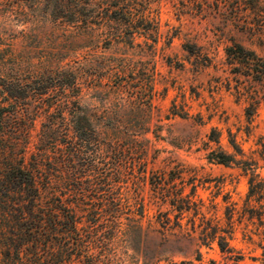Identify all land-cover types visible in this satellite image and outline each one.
Returning <instances> with one entry per match:
<instances>
[{"label": "trees", "instance_id": "trees-1", "mask_svg": "<svg viewBox=\"0 0 264 264\" xmlns=\"http://www.w3.org/2000/svg\"><path fill=\"white\" fill-rule=\"evenodd\" d=\"M129 1L42 0L49 7L46 18L74 25L76 38L95 35L123 43V51L91 68L79 55L69 61L55 56L41 67L30 59L26 67L17 52L0 50V264H236L244 256L233 243L239 228L244 239L256 236L264 246V176L235 139L230 141L235 152L223 148L215 128L207 144L220 145L211 146L207 156L236 163L248 175L241 204L226 197L220 216L211 212L214 202L206 206L197 197L196 173L187 182L182 171L161 172L150 183L156 200L169 208L149 216L140 184L133 192L128 188L130 179L138 183L136 167L147 171L146 133L155 118L161 120L154 102L157 37L145 40L148 64L130 52L143 45L137 36L150 37L158 26L149 0H136L139 6ZM226 52L264 82L263 55L241 42ZM90 89L111 106L91 113L85 103ZM128 103L139 115L123 112ZM259 105L250 103L249 116ZM185 240L197 245V256L170 258V245ZM213 243L233 262H204L201 247Z\"/></svg>", "mask_w": 264, "mask_h": 264}, {"label": "rangeland", "instance_id": "rangeland-1", "mask_svg": "<svg viewBox=\"0 0 264 264\" xmlns=\"http://www.w3.org/2000/svg\"><path fill=\"white\" fill-rule=\"evenodd\" d=\"M129 2L140 5L136 0ZM148 4L158 32L150 37L137 36L143 45L136 48V53H132L134 49L130 52L135 60L148 64L147 43L157 37L154 102L156 117L161 120L155 118L146 133L150 140L147 171L136 167L138 183L130 179L128 188L133 192L140 184L146 212L151 216L158 209L169 208L156 200L150 183L153 174L164 172L169 176L182 171L190 182L196 173L197 197H202L206 206L214 202L216 207L211 212L222 216L226 197L243 202L248 175L236 163L224 164L208 158L210 147L220 145L207 144L212 129L221 132L220 143L229 151L235 152L230 142L235 139L246 157L257 160L256 172L264 176V82L247 74L244 65L232 62L226 52L229 45L241 42L264 56V0H149ZM48 8L42 0H0V50L17 52L25 59L26 67L30 59L41 67L46 59L55 56H67L69 61L79 55L86 56L90 68L105 56L123 51V43H110L105 37L76 38L74 25H59L46 18ZM140 53H144L142 57ZM95 94V90H88L85 103L91 113L100 114L98 109L111 103ZM254 100H259L260 105L249 116L248 106ZM123 109L127 115H139L129 103ZM172 109L184 116L173 114ZM42 121L40 117L37 129L42 127ZM190 189L189 183L185 191ZM254 238L244 239L242 228L237 230L233 243L244 256L236 264H264V246ZM170 247V258H195L198 254L197 245L186 240ZM201 251L204 262L210 258L233 262L216 243L203 245Z\"/></svg>", "mask_w": 264, "mask_h": 264}]
</instances>
